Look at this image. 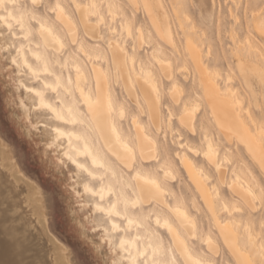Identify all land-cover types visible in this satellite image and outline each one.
<instances>
[{"label": "bare ground", "instance_id": "obj_1", "mask_svg": "<svg viewBox=\"0 0 264 264\" xmlns=\"http://www.w3.org/2000/svg\"><path fill=\"white\" fill-rule=\"evenodd\" d=\"M17 1L19 0H0V4L3 5L0 7V9H3L0 11V48L2 50H8V46H10L8 45V38L2 33L4 28L9 30V39L19 37L18 34L20 33L16 32L13 27L14 21L15 23L17 22L18 26L16 28L23 30V34L21 35L27 39L26 49L19 41L17 46H15L17 47L18 59L11 56V58H8V61L14 66L18 67L21 65L25 67L33 77L40 80V83L34 85L26 84L20 79V77L18 78V85L23 88L25 92L23 93V97L29 95L35 100L34 103L29 102L30 104L27 105L23 99H20L21 109L23 111L32 110L35 114L47 113L48 115H52L53 111L59 113L61 109L63 112L70 113L71 107L74 103L73 92L77 86V73L75 71L77 66H79L81 71V79L78 87L85 92L89 86V74L92 75V82L94 85L97 73H100L101 79L105 81L106 87L109 80L111 83L112 79L113 81H117L114 77L118 74L120 76L119 82L123 87L125 94L128 96V100L134 103V108L136 106L140 112L138 114L143 113L142 116H144V120L142 121V119L140 120L139 118L138 120L142 126H146L147 128V134L151 140L150 154L153 158L148 159L146 157L143 161L138 160L134 168H124L115 156L106 154V149L101 150L91 139L80 136L77 132L73 131V129L78 127V125L75 124H69L66 128H59L53 136L50 137L44 128L45 125L43 124V119L39 121L36 120L34 123L36 124L37 122L39 125L41 124V129L49 140L46 145L48 147L47 149L45 145H36L35 135L31 134L30 131L28 129L26 130L24 127L19 126V137L23 135L25 141H28V145L38 148L37 150L40 154L41 163L46 166L43 167V170H50L54 175L53 177L55 180L59 182L61 180V173H58L56 168L58 161L61 163L65 162L64 164H66V166L68 163L73 166L76 177L73 176L71 178L77 182L78 186L81 185V190L86 193L87 196L92 197L91 208L94 218L97 220L96 230L102 232L103 239L108 241L109 245L112 247V252H115L114 258L111 259L112 264H166L167 261H169L170 264H174V262L178 261L175 254L180 258L182 264H205L208 260L207 255L211 254L212 257L213 255H216L218 241L215 242L212 236L206 234L204 241L206 244L205 247L207 246L206 249L208 250V254L202 250H198L197 252L190 241V237L194 238V236H197L196 222L194 221V218L187 213L186 209L181 206V204L178 205L177 200L172 204L166 202L168 194L171 193V197H174V194L178 196L175 190L169 185V182L175 181V177L179 175L177 174L176 166H174L175 163L172 162L170 155L166 152L165 156L161 157L164 153L162 154L160 152L158 147L159 144L153 133L154 131L157 133L159 132L163 137H166L169 129H166V125L164 126L163 108H161L162 94L161 90H159L158 78L154 75L152 68H150L151 66H146L144 64L145 61H143L137 53V50L141 48L138 38H142L144 42H146L145 38L142 36V27L138 25L133 27L131 24L132 20H129L126 17V14L121 11L123 17V20L121 21V30L126 32V36H131L133 38L129 45L130 48L127 49L126 45L124 43H119L117 39L109 40L112 42L113 48H116L118 45L120 48L125 49L129 56H131L135 46L136 57L134 66L131 60H129L127 67L125 68L121 64L118 71L117 67L112 63L113 51L108 48L109 41L106 44L107 53L101 48L97 50L93 49V46L98 43L87 44L85 42L89 51L93 52L92 60H89L88 53L84 54L89 62L88 68H86L81 60L78 59L75 64H72L71 70L66 67H64L65 69H62L63 67L61 66L60 69L65 71L62 72L56 70L54 64L62 65L64 61L68 59L70 54L69 51L66 53L64 52L61 60L58 56H54V58L51 59L52 55L50 54L49 57L47 51H51L54 54L61 52L62 50L59 49V45L56 42L61 41L67 43L66 38L70 40L69 32L75 33L78 38L80 34L79 29H81L83 33L87 31V36L92 41L98 42V40L101 39L98 22L103 19V15L100 12V0H70L75 10V15L69 10L66 0L50 1L52 4H49V11L54 13L55 22H57L59 26H56L55 22L50 20L47 16L35 13L31 11L30 8L27 9L28 13L32 12L33 20L36 21V25L32 26L26 22L25 12L19 10L15 13L11 6L6 5V2L12 4ZM30 1L33 3V0ZM40 1L43 4L44 0H37V3H40ZM129 1L133 6V10L131 11L132 17L136 14L135 10L139 8L159 39L160 37L158 33H167L168 40L171 41V44L166 43L164 40L162 41H164L166 46L174 53L173 55L177 52L183 53V37L189 34L193 37L198 35L192 32L193 29L190 30V28L194 26H188L185 24V21H187L186 19H188L189 16L178 5L179 0H174L175 4L171 10L181 28V45H178L172 31L171 14L167 10L163 0ZM104 3L107 7V12H109L112 17L118 14L116 3L114 5L112 0H104ZM145 5H147V7ZM31 14H28L29 18ZM92 17L96 18L92 19ZM253 18L254 21H256L255 26L257 33L264 36V30H261L263 29L261 18L258 19L255 15H253ZM115 30V27L112 26L111 31L114 32ZM133 31L136 33L134 36ZM32 35L35 37L33 38ZM80 40L83 39L80 38ZM241 41L243 43V40ZM244 42L246 43L247 49L245 53L239 49H232L231 52L233 53L236 64H244L247 66L248 58L258 55L260 49L256 44L251 43L249 35L245 36ZM236 44L238 45L239 43ZM173 45L175 47H173ZM153 46L155 47H153L155 51H163L160 42H156V46L155 44ZM77 47H79V45H77ZM152 49L148 54H150L152 60L158 66L161 78L169 83H167L169 85L167 93L171 101H173L172 90L178 89L180 94L183 84L181 83L180 87H177L174 81L169 79L173 72L171 68L172 65H170L171 58L169 60L166 58V55L165 58H162L158 56V53L155 55L153 53L154 50ZM165 50L163 51L164 53L166 52ZM96 52L102 54V58L99 61L94 59ZM162 53H160V55ZM13 60L16 61L15 64L13 63ZM101 62H104L105 67ZM34 63H37L38 66L34 65ZM109 65H111L114 74L111 73L112 78L106 81L103 74L110 73L108 68ZM150 65H153L152 62ZM133 67L135 69L134 72L132 71ZM200 67L205 74L215 73L218 78L224 79L219 76L216 69L208 66L206 58L201 57ZM93 68L96 69L95 72H93ZM193 68L195 69V65ZM17 70L19 72L18 68ZM154 70H156V68ZM41 73H44L49 77H38ZM192 75H194V72L189 74L190 77ZM129 76H131V79H129ZM69 77H71L73 85L66 87ZM254 78L259 81L258 76H255ZM38 79L36 80L38 81ZM146 79L147 83L145 82ZM250 79L251 78L247 81L248 86L250 85ZM188 90L190 92L188 93L189 95L187 94L188 96H186V98H182V101L180 99L181 96H179V94L177 95L181 101L180 106L189 101L191 89L188 88ZM220 91L222 99L219 102L213 101V103L217 104L215 120L218 125V131H223L232 127L233 118L242 113L243 115L240 117V127L243 129L244 138L242 139L240 136H237V139H241L242 142L239 144L235 141L225 143L224 134L213 133V131L210 130L207 132L203 131L202 118H197L193 121L195 134H197V128L201 130L200 134H198L200 135L199 141L201 145H203L201 149L198 150L196 149L197 146H191V144L196 142H193L194 140L190 138L191 136H189V139L193 142H191V144H189L190 140L188 141L184 139V141L179 137L172 140V142L178 145L181 149H183L181 146L187 145L185 147L186 150L180 152L176 151V153L186 157L185 167L181 169V173L183 172L186 177L185 187L194 192L193 195L191 194L193 205L195 206L198 204L195 203V195H198L205 210L210 215L213 212L216 213V222L218 224L216 231L218 232L223 245L233 257L232 259H234L235 264L237 261H239L240 264H243V262L249 258V253L244 244L247 242L249 246L259 247L260 240L255 233H251V240L246 241V238L241 236L237 229L231 227L232 222L241 221L245 218V213H243V211L232 213L231 215L226 212L228 215L225 217L220 216V212L225 208L231 209L238 200L242 201L245 198L258 197L261 193V183L251 171L246 158H248V160L264 174V168H261L260 165V161L264 159V157L261 156L259 141L255 139L260 130L257 129L254 133L251 131L250 125L254 124L255 121L250 119L246 122L244 120V117L247 116L255 118V115L249 106V102H244L243 93L239 91L238 87L234 85L232 80L228 82V85L221 87ZM75 95L78 96L79 91H75ZM6 100L7 103L5 107L6 109H9L7 97L5 98V102ZM27 100L28 99L26 98V101ZM180 106H178L176 120L177 123L182 126L180 121ZM208 111L211 112L212 109L209 108ZM149 113H151V120L149 119ZM133 114L134 113H132L130 117L138 116ZM169 116H171L170 112ZM7 118L9 120L14 118L11 112H8ZM129 120V125H127L128 123L125 125L122 124L124 125V127L122 126V131L126 136H131L134 139L137 134V129L132 126L131 118H129ZM183 128L184 127H182V129ZM171 129H174V127ZM185 130L186 129L184 128V131ZM69 131L72 132L73 136V151L70 153L68 151ZM185 132H188L189 135H194L187 130ZM178 134H180V132ZM182 134H180L181 138H183ZM184 137L187 138L188 135ZM165 139L166 138H164V140ZM248 139L255 141L254 148L248 146ZM198 143L196 142V144ZM220 145H223L224 147L218 148ZM225 147H227L231 153V155L228 156L230 162H227L228 164H231V167L228 166L227 169L222 163L226 158ZM50 150L53 152L57 151L58 155L47 158V153ZM145 151L147 152L148 149ZM190 153L191 155L193 154V156L196 154L200 155L199 158L201 157L209 167H212L214 178H211L209 172L205 170L202 164L203 161L201 160L200 164L196 163L197 158L195 160V157H191ZM207 153H210V156L206 155ZM25 156L26 154H23V160L21 162V158H17L13 144H11L8 139L3 138L0 134V264H76L70 247L51 229V208L49 206L48 196L44 185L40 182L41 180H37L27 173L26 169L21 167L22 164L26 165V160H28ZM29 161L32 162L31 159ZM179 164L180 161L178 160V165ZM36 168L37 167H35V169ZM240 169H244L247 177L243 180V185L246 190H243L240 184L236 183V191H234L232 185L233 182L237 180ZM78 173L86 177L81 179ZM137 175H139L140 178L134 179ZM40 177L43 179L45 174H40ZM89 180H95L96 184L92 185L91 183L93 182L90 183ZM64 186L65 184H60V188H64ZM221 187L227 189L229 198L221 196ZM79 191L80 190H76L75 192ZM249 192L252 193L251 196L248 195ZM178 197H181L180 194ZM179 202H181L180 199ZM167 211L174 215L176 222L169 219L166 215ZM68 212V216L71 219H69L71 224L69 226L74 227V221L72 220L74 219V216L72 215L73 211ZM52 213L53 217H55V221L61 223L59 222L58 214H56L54 209L51 214ZM149 220H151L153 224H150ZM114 225L115 227H113ZM155 226L159 229L165 230L168 235V251L170 252L168 258L163 246L165 237H163L162 233L159 229H156ZM221 229H225L228 232L229 235L227 240L226 237L221 234ZM82 234H84L87 243L92 246L93 251L98 254V260L104 263L99 256L100 252L97 245L87 237L84 231H82ZM202 240L200 239L201 243Z\"/></svg>", "mask_w": 264, "mask_h": 264}, {"label": "rangeland", "instance_id": "obj_2", "mask_svg": "<svg viewBox=\"0 0 264 264\" xmlns=\"http://www.w3.org/2000/svg\"><path fill=\"white\" fill-rule=\"evenodd\" d=\"M50 1H53V0H47V1L44 0L45 3L43 2V4L40 1V3L39 2L37 3L38 5L37 4L33 5V3L30 0H19L16 3H12V4H8L6 2V5L11 6L12 9L15 11V13H17L19 10L25 12L24 14H25L26 22L31 24L32 26H35L36 21L33 20V17L31 14L32 12L28 13L27 9L31 8L30 9L31 11H33L35 13H40L44 16H47L48 18H50V20L55 22L54 13L49 11V4H52V2H50ZM66 1H67L66 4L68 5L69 10L71 11V13L73 15H75V10L72 6V3L70 2V0H66ZM163 2L165 4L167 10L171 14L172 31L175 35L176 41H177L178 45H181L182 44L181 28H180L178 20L174 17V15L172 14V10H171L173 5L175 4V1L174 0H163ZM100 3H101L100 12L103 15V19L100 22H98V29H99V32L101 35V39L98 40V42H94L88 36H86L85 33H83V31H81V29H79L80 34L78 33L79 34L78 38L79 39L82 38L87 44L98 43L99 48L103 49L105 52H106V47H107L106 44L110 39H117V41L119 43H124L126 45V48L129 49L130 48L129 45L131 44L130 42H132L133 38L131 36H129V37L126 36V32L121 30V21L123 20L121 11H123L126 14V17L129 20H132L131 24L133 27H135L137 25L142 27V30H143L142 36H143V38H145L146 42H144L143 46H141V48H139L137 50V53L140 55V57L143 59V61H145L144 64L146 66H149V67L151 66L150 68H152L154 75L156 76V78H158L159 90H161V94H162L161 105L163 107L161 106V108H163L162 111H163V118H164V126L166 125L165 126V127H167L166 129H169V131L166 134V137H163L162 134L159 132L158 133L155 131L154 132L152 131V132L156 136L157 143L159 144L158 147H159L160 152L162 154L164 153L163 155H161V157L165 156V153L167 152L170 155L172 162L175 163L174 166H176V165H178V160H176V156H177L176 151L180 152L182 150H186L185 147L187 145H184L182 147L183 149H181L180 147H178V145L173 143L172 140H175V138L177 139V137H179L180 139H183V140L184 139H186L188 141L190 140L189 144H191L192 140H194L193 142L196 141L197 143L198 142L200 143V141H199L200 135H198V134H200L201 130L197 128L196 129L197 134L189 135L188 132H185L186 130L184 131V128L182 129V126H180L177 123L176 117H177V113H178V105L174 104L173 101H171L170 97L168 96L167 92H168V86H169L168 84L169 83L166 80H164L163 78H161V73L159 71V68L156 65V63L152 60V57L150 56V54H148V52L154 47L153 46L154 44L156 46V42H160L162 50L164 51L166 49L165 50L166 52L164 53L162 51L164 54L161 52V50L159 52H157V50L155 51V49H154L155 47H154L152 50H154L153 53L155 55L158 53V56H160L162 58L163 57L165 58L166 56H167L166 58H168L169 60L171 58L170 65H173L175 63V62H173V61H175V55H173L174 53L171 52V50L166 46L165 42L160 40L157 37L154 29L151 27L148 20L143 16V13L141 12V10H139V8L137 10H135L136 14H135V16L132 17L131 11L133 10V6L131 5L129 0H114V1L112 0V3L114 5L116 3V5H117L116 7H118L117 8L118 14H116L114 17H112L111 14L109 12H107V7L104 3V0H100ZM178 5L189 16V18L186 19L187 21H185V24L188 26L191 25V26L195 27V28L194 27L190 28V30H192V29L198 30V31H192L194 34L196 33V35L198 34V35L207 36L208 31H211L214 34L215 43H216V46L220 49L221 56L224 55L223 54L224 49H229L230 52L232 49H239L240 51L245 53L247 49H246V43L244 42V38H245V36H248V35H249V39H250L251 43L256 44L257 47H259V49H260L261 45H264V36L257 33L256 26H255L256 21H254V18H253V15H255L258 19L261 18V23L263 25V29H261V30H264V2H262V0H203V3H202V0H179ZM193 5H196V6L194 7ZM200 5H203V7H201ZM2 10L3 9H0V11H2ZM26 11H27V13H26ZM107 13H109V14H107ZM28 14H31L30 18H29ZM202 17H207L206 21H202V19H201ZM95 18L96 17H92V19H95ZM131 18H133V19H131ZM11 22H13V21H11ZM55 25L59 26L57 22H55ZM233 25H235V27H233ZM17 26H18L17 22L15 23V21H14L13 27H14L16 32L20 33V34H18L19 37H17V38L9 39L10 33H9V30L6 28H4V31L2 32L8 38L7 41L9 42L8 45H10V46H8V50H2L0 48V134L2 135L3 138L8 139L9 142L11 144H13V146L15 147V152H16L17 158H19V159L21 158L20 159L21 162L23 160V158H22L23 154H26L25 157L28 160H26V165H23L22 163H20V164H22L21 167L26 169V172L29 173L34 178H36L37 180H39V181L41 180L40 182L44 185V188L46 189V194L48 196L49 206L51 208V210H50L51 229L62 241L67 243V245L70 247L71 253L74 257L76 264H102L103 263V262H100L98 260V258H97L98 254L95 251H93L92 246L89 243H87V241L85 240L84 234H82V231H84L85 234L87 235V237L95 245H97V248L100 252L99 256H100V258H102V261H104L103 264H112L111 259L114 258L115 252H112V247H111V245H109L108 241L103 239L102 232L99 230L98 231L96 230L97 220L94 218V214L92 213V208H91L92 207L91 206L92 197L87 196V194L81 190V185L78 186L77 182L71 178V177L75 176V174H74L75 170H74L73 166L69 163L66 166V164H64L65 162L61 163L58 161L56 168L58 170V173H61V180H60V182L55 180L53 177L54 175L51 173L50 170H47V169L43 170V167H46V166L42 165V163H41L40 154H39V151L37 150L38 148L33 147L31 145H28L27 144L28 141H25V139L23 138V135H21V137H19L20 136L19 135L20 130L18 128L24 127L26 130L28 129L31 134L35 135L36 145L40 144V145L46 146L49 142L47 137L44 135V131L41 129V126H40L41 124L39 125V123H37V122H36V124L34 123L36 120L39 121L42 119V117L40 116L41 113L35 114L34 111H32V110L23 111L21 109V106H20V99H23L27 103V105L30 103H34L35 100L33 97H31L29 95L27 97H23V93H25V92H24L23 88H21L18 85V78L20 77V79H22V81L26 84H34V85L35 84L37 85L38 83H40V80L38 78L33 77V75L31 73H29L25 69V67H23L21 65H19L20 67L14 66L10 63V61H8L9 60L8 58H11V56L18 59L17 47H15V46H17L19 41L22 43V45L26 49L27 39L21 35V34H23L22 33L23 30L16 28ZM112 26L115 27V29H116L114 32L111 31ZM205 28H207V32L204 31ZM135 34L136 33L134 32L133 36ZM149 34H150V41L151 42H149ZM32 37L34 38L35 36L32 35ZM66 40L68 43L69 39L66 38ZM241 40H243V43ZM11 42H13V43H11ZM147 42H149V43H147ZM236 43H239L238 44L239 46ZM68 51H69V53H71L73 51V49L69 46V47H66L64 50H62L61 52H58L55 54L51 51H47V53H48L49 57H50V54L52 55L51 59H53L54 56H58L61 60L63 58L64 52L66 53ZM160 53H162V54L160 55ZM248 54H250V53H248ZM231 59H232V63L236 64V61L233 57V53H232ZM79 60H81L83 65H85V67L88 68L89 62L86 59V57L84 56V54L79 57ZM150 61L152 62L153 65H150V63H151ZM34 65L38 66L37 63H34ZM58 65H59V67H58ZM102 65L104 66V62L102 63ZM227 66L228 65L226 62L225 67H227ZM60 67H61V64H54V68L56 70L65 72L64 70H62L65 68L63 67L62 69H60ZM154 67L156 68V70H154L155 69ZM17 68L19 69V72H18ZM22 68H23V70H22ZM108 68H109L110 73L114 74L113 73L114 71H112L111 65H109ZM171 68L173 70L172 66H171ZM70 70H71V68H70ZM186 74H187V76H189L190 73H186ZM16 76H17V78H16ZM47 76H46V74L41 73L38 77H47ZM36 79H38V81ZM180 79L183 82V77H181ZM232 81H233L234 85L238 87L239 91L241 93H243L244 102L245 103L249 102V104L252 105L251 110H252L253 114L256 116V114L260 111V106L264 105V97H262L259 94L260 93L259 81L256 80L254 77H252L249 81L250 85L248 86V84H247L246 87L241 82V79H239V78L232 80ZM116 82L117 81H115V80L113 81V79H112V84L117 85V90L123 91V93H124V98L127 100L126 109H127V112L129 113V118H131L130 116L132 115V113H134V114L138 115L137 117L140 120L142 119V121H143L144 120V116H142L143 113L138 114L140 112L138 111L136 106L134 108V103H132L130 100H128L129 98L125 94V91H124L123 87L121 86L120 82L119 81L117 83ZM188 93H190L188 88H185L184 94L181 95V98H180L181 101L184 98H186V96L189 95ZM24 96H25V94H24ZM6 97L8 98L9 109H6V107H5V105L7 103V100L5 102ZM28 97L30 98L31 101L29 100ZM26 98L28 99L27 101H26ZM133 111H135V112H133ZM136 111H138V112H136ZM8 112L12 113V115L14 117L13 119L11 118L9 120L7 118ZM169 112H170L171 118H169L170 117ZM42 114H44V113H42ZM122 124L129 125L130 120L129 119L127 121L125 120L122 122ZM124 125H123V127H124ZM196 125H197V123H196ZM168 126H169V128H168ZM172 127H174V129H171ZM178 131L180 132V134L183 133L182 134L183 138H181V135L178 134L179 133ZM184 133L186 135H188V137H187L188 139L184 137V136H186ZM171 136H173V137H171ZM189 136H191L190 138L192 140L189 139ZM18 137L20 140L18 139ZM43 137H45V138H43ZM193 137H194V139H193ZM164 138H166V139L164 140ZM196 142L191 144V146H193V147L197 146L196 149H198V150L201 149L203 147V145H201V143H200V145H199V143L196 144ZM194 144H196V145H194ZM32 145H34V144H32ZM225 146H227V145H225ZM223 147H224L223 145L218 146V148H223ZM47 148L48 147L46 146V149ZM55 155H58L57 151L53 152L52 150H50L47 153V158L53 157ZM190 156L195 157V160L197 158L196 163L200 164L201 163L200 161L201 160L203 161V159L201 157L199 158L200 155L196 154L193 156V154L191 155V153H190ZM30 159L34 163L29 161ZM198 159H199V162H198ZM246 161L248 162V164L251 168V171L256 176L257 180H259V182L261 183V188L264 187V174L260 170H258V168L254 164H252L248 160V158H246ZM29 162H31V163H29ZM202 164H203L205 170H207L209 172V174L211 175V178H214V173H212L213 172L212 167L211 166L209 167V165L205 161H203ZM223 165L226 166L225 167L226 169L228 168V166L231 167V164H228V163H223ZM35 167H37L36 168L37 171H36ZM43 173L45 174V177L42 179L40 177V174H43ZM78 174H79L81 179L86 177V176L80 175V173H78ZM177 174L179 176L175 177V181H170L169 185L175 190L176 194L178 196L180 194L181 197L179 198L178 196H176L174 194V197L176 198L175 199L174 197H171L172 194L170 193L166 197V199L168 200V201L166 200V202H169V204L170 203L172 204V203H174L175 200H177L178 205L181 204V206H183L186 209L187 213L192 218H194V221L196 222V224H195L196 235L199 237H197V236H194V238L190 237V241L192 242V246L195 248V250L197 252H198V250H202L208 254V250L206 249L207 246L205 247L206 244L204 241V237L206 236V234L207 235L209 234L210 236H212L214 238L215 242L218 241L217 246H218L220 253L223 255H226V257L228 259H230L233 262V264H235L234 259H232L233 257L228 252L226 247L223 245V242H222L218 232L216 231V227H214L212 229L211 233H209L208 229H209V219H210L209 215L210 214L203 207L202 202H201L200 198L198 197V195H195V197H196L195 203H198V204L195 206L193 205V202L191 200H192V195L194 192H192L191 190H189L185 187V184H186L185 174L183 172L181 173V170H180V173L177 172ZM94 181L95 180H93V181L89 180L90 183L93 182V183H91L92 185L96 184V181L95 182ZM60 184L61 185L65 184L64 188H60ZM220 189L219 190L221 192V196H223L224 198H229L228 197L229 194H228L227 189L225 187H221ZM76 190L77 191L80 190V191L75 192ZM83 196H86V197H83ZM260 198H261V193L258 195V197L255 198L257 203H259ZM85 199L87 200V203H86ZM179 199L181 202H179ZM191 205H193V206H191ZM195 207H196V209H195ZM197 207H198V209H197ZM53 209L56 212V214H58V218L60 220L59 222H61V223H57L55 221V217H53V213L51 214ZM68 211H73L72 215L74 216L73 217L74 219H72V220L74 221L73 222L74 227L69 226V225H71L69 222L71 219L68 216L69 215ZM166 215L169 217V219L171 221L176 222V219L174 218V215L171 212L167 211ZM227 215H228V213H226L225 211L220 212V216H222V217H225ZM56 219H57V217H56ZM149 223L153 224L151 222V220H149ZM155 228L159 229L156 226H155ZM159 231L162 233L163 237H165V239L163 241V246H164V250H166L167 258H168L170 255V252L168 251V241H167L168 235L165 232V230H163V229H159ZM257 238H259V237L257 236ZM200 239L201 240L203 239L202 243H201ZM244 246H245V244H244ZM210 255L211 254L207 255L208 259H210V258H216L217 260L220 259V257L217 255H213V257L211 255V257L209 258ZM165 257H166V255H165ZM175 257H177V260L181 262L180 258L176 254H175ZM140 261H141V258H140Z\"/></svg>", "mask_w": 264, "mask_h": 264}, {"label": "clouds", "instance_id": "obj_3", "mask_svg": "<svg viewBox=\"0 0 264 264\" xmlns=\"http://www.w3.org/2000/svg\"><path fill=\"white\" fill-rule=\"evenodd\" d=\"M262 2H264V0H262ZM2 6L3 5L0 4V7ZM200 46L201 57L206 58L208 66L215 68L216 72L219 73V76L223 77L224 79L218 78L215 73L205 74L200 66L194 64L192 61H186L182 52H177L175 54V63L172 65L173 72L169 79H172L177 87H180L181 83H183V88L179 96L184 94L185 88L191 89V96L189 101L185 102L182 106H180L179 96H172L173 103L180 106V116L184 113L186 108L190 109L194 106L197 108L192 121L187 125L182 123L181 125L187 131L195 134L193 121L197 118H202L203 131L207 132L210 130L218 134H224L225 143H231L235 141L237 144H239L242 142V140L237 139V136H240L242 139L244 138L243 129L240 127V117L243 114L240 113L233 118L232 127L223 131H218V125L215 120L217 104L213 103V101L219 102L222 99L220 88L228 85L229 81L239 78L246 87L248 79L255 76H258L259 78V94L264 97V45L260 46L258 55L248 58L247 66L244 64H233L231 59L232 53L229 49H224V55L221 56L220 49L216 46L215 37L211 31H208V35L204 36ZM226 62L228 65L227 67H225ZM194 65L195 69L193 68ZM124 67L126 68L127 65ZM193 72L194 75L191 77L186 75V73ZM181 77L184 78L183 82L180 79ZM72 85L73 81L72 83L68 82L66 87ZM88 85L89 86L87 87L86 92L84 90H78V86H76L73 92L74 103L71 107L70 113L63 112L61 109L59 113L53 111L52 115H48L47 113L40 115L43 119V124L45 125L44 128L50 137H52L59 128H66V126L69 124H75L78 125V127L73 129V131L77 132L80 136L91 139L95 145L100 147L101 150H105L106 148L104 146L103 140L100 138L97 132L87 124L88 108L85 103V97L93 100L99 97L101 105L104 103V98L107 97L113 106L114 117L116 110H119L121 107L126 109L127 100L124 98L123 91H118L117 85L112 84L110 80L107 82V87L105 81L102 79H100L98 85L97 78L93 85L92 75L89 74ZM75 91H79L78 96L75 95ZM249 106L251 107L252 105L250 104ZM209 108L212 109L211 112L208 111ZM250 119L255 121L254 124L250 125L251 131L255 133L257 129L260 130L255 139L259 141L261 156L264 157V105L260 106V111L256 114L255 118L251 116L244 117L246 122H248ZM80 120H84L85 123L81 124L79 122ZM122 122L123 121L117 120V123L121 129L123 126ZM103 135H108L106 129L103 130ZM68 139V151L70 153L73 151V136L71 131L68 132ZM247 143L249 147H255V141L248 139ZM225 153L226 158L222 163L230 162L228 160V156H230L231 153L227 147H225ZM106 154H109V152L107 151ZM176 160L180 161V164L176 165L177 172H180V170L185 167L186 157L184 155L177 154ZM246 178L247 177L245 175L244 169H240L237 180L233 182V190L236 191V183H239L241 188L246 190L245 186L243 185V180ZM223 211L228 212L229 215L243 211V213H245V218L241 221L232 222L231 227L237 229L240 235L246 238V241L251 240V233H255L259 237V247L249 246V244L246 242L245 247L249 253V258L244 261L243 264H264V197L261 196L259 203H257L253 198H245L242 201L238 200L236 204L231 207V209L225 208ZM216 219V213H211L209 219V233H211L214 227H218ZM221 234L224 235L227 240L229 234L225 229H221ZM216 255L220 257L219 260L216 258H210L205 262V264H233V262L228 259L226 255L220 253L219 249L216 250ZM166 264H170V262L167 261ZM174 264H181V262L176 261ZM236 264H240V262L237 261Z\"/></svg>", "mask_w": 264, "mask_h": 264}, {"label": "snow or ice", "instance_id": "obj_4", "mask_svg": "<svg viewBox=\"0 0 264 264\" xmlns=\"http://www.w3.org/2000/svg\"><path fill=\"white\" fill-rule=\"evenodd\" d=\"M37 4V0H33V5ZM147 7V5H145ZM194 7L196 5H193ZM203 7V5H200ZM202 21H206L207 17H202ZM235 27V25H233ZM192 31H198L193 29ZM205 32H207V28L204 29ZM85 35L87 36V31L85 32ZM159 37L161 40H164L166 43L171 44V41L168 40L167 33L159 34ZM70 40L68 43H64L61 41H57L56 43L59 45L60 50H64L66 47H71L73 51L69 54V57L67 60L64 61V63L61 65L62 67L71 68L72 64H75L79 57L85 53H88L89 60L93 59V52H90L88 47L85 44L84 40H80L77 38L75 33L69 32ZM203 35L198 36H191L186 35L183 37V55L184 59L186 61H192L194 64L201 66V42L203 40ZM141 46H143L144 40L142 38H138ZM149 42L150 41V34H149ZM79 45V47H77ZM173 47H175L173 45ZM108 48L113 51V59L112 63L117 67V70L119 71V68L121 64L123 66L127 65L129 60H131L133 66L135 65V46L133 48V51L131 53V56L125 51V49L120 48L118 45L116 48H113L112 42H108ZM94 50L99 49V45L93 46ZM102 58V54L99 52H96L94 59L96 61H99ZM13 63L15 64L16 61L13 60ZM75 71L77 73L76 76V82L77 86L79 85L80 79H81V71L79 66L75 68ZM93 71L95 72L96 69L93 68ZM133 72L135 71L133 67ZM104 79L107 81L108 79L112 78L111 73L103 74ZM117 81H119L120 76L117 74L114 77ZM101 79V74L97 73V83L99 85V81ZM129 79H131V76H129ZM69 83H72L71 77H69L68 80ZM147 83V79L145 80ZM79 90V87H78ZM179 94L178 89L172 90V95L176 96ZM83 95V93H82ZM85 103L88 108V121L87 124L97 132V134L100 136V138L104 142V146L109 152L110 155L115 156V158L123 165L124 168H134L137 161H143L146 157L148 159H152L151 156V140L149 138V135L147 134V128L146 126H142L141 123L138 120L137 116L131 117V124L137 129V134L135 138L133 139L131 136H126L124 132L122 131L121 127L118 125L117 120L119 121H125L129 119V113L126 109L121 107L119 110L115 111V117H114V109L111 104V102L108 100L107 97L104 98V103L101 105L100 98L97 97L95 100L90 99L88 97H85ZM197 108L191 107L190 109L186 108L184 113L180 116V121L182 124L187 125L192 121V118L194 114L196 113ZM142 113V110H141ZM171 118V116H170ZM149 119L151 120V113H149ZM75 122V121H73ZM81 124H84V120L79 121ZM106 129L108 135H103V130ZM148 149L146 152L145 150ZM206 155L210 156V153H207ZM261 168H264V159L260 161ZM139 171L138 169H136ZM139 175L134 177V179H139ZM249 196L252 195V193H248ZM261 196L264 197V187L261 188ZM255 199V197H253ZM115 227V225L113 226Z\"/></svg>", "mask_w": 264, "mask_h": 264}]
</instances>
